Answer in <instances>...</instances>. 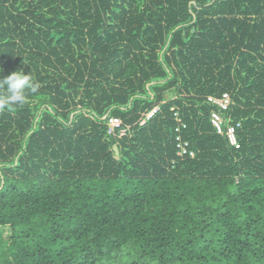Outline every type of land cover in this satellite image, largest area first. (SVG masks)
<instances>
[{
  "label": "trees",
  "instance_id": "1",
  "mask_svg": "<svg viewBox=\"0 0 264 264\" xmlns=\"http://www.w3.org/2000/svg\"><path fill=\"white\" fill-rule=\"evenodd\" d=\"M0 69V264H264V0H0Z\"/></svg>",
  "mask_w": 264,
  "mask_h": 264
},
{
  "label": "built area",
  "instance_id": "2",
  "mask_svg": "<svg viewBox=\"0 0 264 264\" xmlns=\"http://www.w3.org/2000/svg\"><path fill=\"white\" fill-rule=\"evenodd\" d=\"M207 101L215 106L211 110L210 113V122L212 126L215 128V130L218 133H225L228 137V140L231 145L235 147H239L240 143L237 137V128L241 125V123L238 121L236 123H233L231 118H227L224 114V111L228 110L231 103L232 98L230 93L224 92L221 95H209L207 96ZM158 110V107L153 108V110L149 111L145 114V117L141 119V124H144L148 118H150L156 111ZM175 116H177V119L181 121V118L179 117V113L175 112ZM104 118L107 119V125H108V132L110 134L122 136L125 135L130 126H123V121L120 117L117 116H105ZM183 124V123H181ZM184 125V124H183ZM226 126V129L225 127ZM179 129V127L177 128ZM179 140L178 147H179V154L184 155L188 153V142H182L181 137L178 136L177 138ZM190 154L193 155L194 152L190 151Z\"/></svg>",
  "mask_w": 264,
  "mask_h": 264
},
{
  "label": "clouds",
  "instance_id": "3",
  "mask_svg": "<svg viewBox=\"0 0 264 264\" xmlns=\"http://www.w3.org/2000/svg\"><path fill=\"white\" fill-rule=\"evenodd\" d=\"M2 71V69H0ZM39 85L33 81L30 73H25L23 69L14 71L7 77L0 79V110H12L16 106H23L27 102L26 92L35 93Z\"/></svg>",
  "mask_w": 264,
  "mask_h": 264
}]
</instances>
